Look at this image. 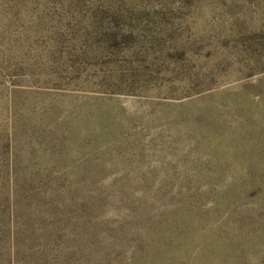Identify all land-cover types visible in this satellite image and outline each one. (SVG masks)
Wrapping results in <instances>:
<instances>
[{"label":"rangeland","instance_id":"obj_1","mask_svg":"<svg viewBox=\"0 0 264 264\" xmlns=\"http://www.w3.org/2000/svg\"><path fill=\"white\" fill-rule=\"evenodd\" d=\"M0 264H264V0H0Z\"/></svg>","mask_w":264,"mask_h":264}]
</instances>
